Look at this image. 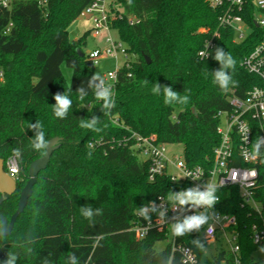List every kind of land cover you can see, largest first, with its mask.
Returning <instances> with one entry per match:
<instances>
[{"label":"trees","instance_id":"16d2710c","mask_svg":"<svg viewBox=\"0 0 264 264\" xmlns=\"http://www.w3.org/2000/svg\"><path fill=\"white\" fill-rule=\"evenodd\" d=\"M92 1L0 0V158L17 156L20 165L18 190L1 204L0 213L11 218L31 163L45 155L46 148L32 146L38 132H44L47 144L54 138L60 142L11 234L0 237V247L9 260L10 254L15 256V264H73V254L76 264H169L171 247L157 248L162 234L151 232L138 240L131 227L142 207L178 187L166 176L149 181L147 162L132 148L133 140L124 141L132 132L156 135L159 142L182 144L188 165L205 167L220 141L218 113L231 110L232 91L244 97L261 84L242 65L264 36V26L255 23L258 13L264 17V9L254 0H246L241 12L250 28L243 41L236 40L233 29L220 26L222 8L211 7L208 0H118L111 29L127 43L129 67L118 70L110 97L115 105L104 109V100H98L91 87L95 62L82 50L85 37L70 40L68 32ZM217 30L215 47L202 58ZM217 48L236 61L235 69L227 70L236 84L227 90L214 82L221 68L214 58ZM63 64L73 70L70 83ZM156 84L160 90L154 93ZM164 86L188 96V102L182 104L178 97L165 104ZM57 94L72 101L63 118L55 115ZM93 117L99 118L94 126L99 131L80 127ZM37 121L42 128H29ZM257 139L255 133L254 143ZM259 152L255 199L264 209V151ZM229 190L223 211L237 217L244 264H255L254 253L262 247L253 241L252 228L260 218L241 206L236 187ZM82 208L100 209L101 214L89 219ZM203 226L179 236L201 261L207 258Z\"/></svg>","mask_w":264,"mask_h":264},{"label":"built area","instance_id":"2783aa9c","mask_svg":"<svg viewBox=\"0 0 264 264\" xmlns=\"http://www.w3.org/2000/svg\"><path fill=\"white\" fill-rule=\"evenodd\" d=\"M117 2L118 0H93L83 10L80 16L88 15L92 18L94 36L97 37L101 30L111 29L112 20L118 17L113 13ZM208 2L213 8H222L219 16L220 26L233 29L237 41H243L248 37L250 28L241 14L246 0H208ZM254 4L257 8L264 9V0H254ZM255 23L258 27H263V15H256ZM202 31L208 32V29ZM219 36V30L215 31L212 39L208 40L206 49L200 53L202 58L207 57L210 50L215 47V38ZM121 56L124 62L119 64ZM110 57L117 61L116 70L104 74L102 79L105 86H109L113 92L118 70L126 65L129 67V64H126V48L122 42L114 41L109 37L103 48H97L88 54V58L94 62ZM242 65L247 71L256 75L261 84L254 86L244 97L232 91L229 97L231 110L218 113L220 123L217 130L220 141L214 148L211 164L205 167L188 165L184 155L171 156L168 144L159 142L156 135L142 136L132 132L124 141V144H127L128 140H133L132 148L147 162L149 181L155 182L158 178L166 176L178 187L177 190L171 189L166 195H160L152 200L146 207L150 219H145L138 212L131 227L138 240L146 238L151 232L162 234L161 241L165 242V247H171L169 264H244L237 231V217L223 211L225 205L223 200L231 196L229 190L231 187L238 189L241 206L250 208L251 214L260 218V224L253 225L252 238L264 250V209L255 199L260 186L259 166L262 160L261 155L252 158L255 133H258L261 141L259 148L264 151V36L245 56ZM3 79L4 72L0 69V81ZM5 169L17 180L20 173L18 157L10 156L5 161ZM210 185L216 188V195L219 197L218 202L211 209L191 201L183 205L179 203V197L187 191L202 192ZM200 213L210 217L201 232L203 250L207 255L205 261H201L192 247L179 242V236H174L171 231V225Z\"/></svg>","mask_w":264,"mask_h":264},{"label":"clouds","instance_id":"9594fccd","mask_svg":"<svg viewBox=\"0 0 264 264\" xmlns=\"http://www.w3.org/2000/svg\"><path fill=\"white\" fill-rule=\"evenodd\" d=\"M129 4H131L132 0H128ZM217 61L220 62L221 68L220 70L216 71L214 73V82L218 83L219 86L222 89L227 90L229 84L235 85L236 82L232 79V76L229 74L227 71L228 69H235L236 61L235 59L231 56L230 53H227L226 55L223 52V49L217 48L216 50V55L214 57ZM93 81L99 80L100 81V86H98V90L95 92L96 98L98 100L103 99L104 100V109H110L114 107L115 102L114 100H111L110 97L113 96V93L111 91V88L109 86H105L103 79L95 74L93 76ZM146 83V81H145ZM160 90V85L156 84L153 88V92H159ZM79 93V98L83 100L84 94H83V88L77 89ZM163 93L165 97V104H171L173 103L174 100H176L178 97H180L179 93H175L172 91L170 86H164L163 88ZM55 100H56V105H54V111L55 115L57 117L63 118L65 117L68 109L71 106L72 101L68 98L67 95L65 94H57L55 95ZM189 97L188 96H183L180 97V103H187ZM98 117H93L91 122H85L82 121L80 127L86 128V129H93L94 131H99V129H96L94 126L98 122ZM105 127H107L105 125ZM29 128H42V125L40 124L39 121H37V124L29 125ZM260 139L258 138L257 141L253 144V152H252V158L255 159L256 157L260 156L259 152V145H260ZM32 146L36 150H43L47 147V141L44 138V132H38L36 135L35 139L33 140ZM17 155L19 154L18 151L16 153ZM15 171V169H13ZM255 175V173H253ZM219 200V197L216 195V188L212 185L208 186L205 191H193L189 190L185 194H182L179 197V203L181 205L194 202L198 205H205L207 206L208 209H211L215 203H217ZM153 211L155 210L154 208L152 209ZM82 213L86 218L91 219L94 214H101L100 209H96L95 212L91 208H82ZM148 213V208L142 207L140 209V214L144 216L145 219H150V217L147 215ZM163 215V213H161ZM210 217L204 213H200L198 215H193L191 217L185 218L182 222L176 223L174 225H171V231L174 236H183L186 232H190L193 229L199 230L202 225L208 223ZM10 260L8 261V264H12V260L15 259L14 255H9ZM72 260L73 264H76V258L74 254L72 255Z\"/></svg>","mask_w":264,"mask_h":264},{"label":"rangeland","instance_id":"374dc122","mask_svg":"<svg viewBox=\"0 0 264 264\" xmlns=\"http://www.w3.org/2000/svg\"><path fill=\"white\" fill-rule=\"evenodd\" d=\"M257 16H262V14L258 13ZM94 23L90 16H79L77 19L72 21V23L68 27L69 38L70 40L77 39L79 37H85V43L82 45V50L84 54L87 56L89 53L94 51L97 48H103L106 45V40L111 37L114 41L122 42L124 48L127 47V43L121 39L118 30L110 29L108 30H101L99 35L96 37L93 33ZM124 62V58L121 56L118 63L122 64ZM117 61L114 58H103L97 60L95 62V67L93 70V74L99 75L103 78L104 74L108 73L109 71L116 70ZM62 71L65 80L70 83L73 70L72 68L68 67L66 64L62 65ZM168 150L171 156L183 155V145L182 144H168ZM165 242L161 241L158 242L157 248L164 249ZM255 264H264V250L258 249L254 253Z\"/></svg>","mask_w":264,"mask_h":264},{"label":"water","instance_id":"95a60500","mask_svg":"<svg viewBox=\"0 0 264 264\" xmlns=\"http://www.w3.org/2000/svg\"><path fill=\"white\" fill-rule=\"evenodd\" d=\"M258 26V25H257ZM79 54L82 55L81 51L78 50ZM150 63V59L146 57ZM94 74L91 75V87L93 91L98 90L100 81H93ZM60 147L59 138L50 140L46 147L45 155L34 160L29 167V179L20 192V198L16 211L13 213L10 219L4 214L0 213V237L8 236L11 234L17 218L24 212L28 205L29 199L33 194L34 185L37 182V177L41 171L45 170L50 162L53 152ZM18 190V182L12 178L5 169V160L0 158V206L7 200V198L13 195ZM9 258L7 253L0 247V264H8ZM15 264V263H12Z\"/></svg>","mask_w":264,"mask_h":264}]
</instances>
